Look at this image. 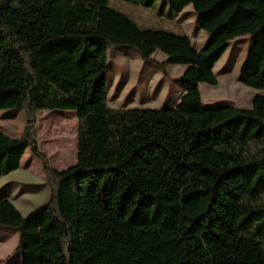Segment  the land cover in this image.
Segmentation results:
<instances>
[{
    "label": "trees",
    "instance_id": "1",
    "mask_svg": "<svg viewBox=\"0 0 264 264\" xmlns=\"http://www.w3.org/2000/svg\"><path fill=\"white\" fill-rule=\"evenodd\" d=\"M122 1L150 8L157 0ZM108 2L0 0V110L24 114L19 137L0 131V176L30 148L48 187L26 215L0 195V228L18 235L8 258L264 264V0H168L174 15L192 6L209 37L199 49L184 32L141 27ZM245 35L253 43L240 81L260 94L249 108L203 107L200 84L216 85V62ZM118 48L163 75L184 65L175 105L110 107L107 64ZM42 110L76 114V161L65 169L38 148Z\"/></svg>",
    "mask_w": 264,
    "mask_h": 264
},
{
    "label": "rangeland",
    "instance_id": "2",
    "mask_svg": "<svg viewBox=\"0 0 264 264\" xmlns=\"http://www.w3.org/2000/svg\"><path fill=\"white\" fill-rule=\"evenodd\" d=\"M108 5L141 27L165 29L175 33L182 31L190 37L196 49L209 41L208 35L199 28L198 18L191 5L186 6L178 15L170 11L168 0H157L150 8L122 0H109ZM252 43V38L247 35L231 41L213 68L217 78L216 85L202 83L199 86L203 107L249 108L254 96L260 94L259 90L247 87L240 81V68ZM152 58L161 62L164 55L156 51ZM107 67V98L110 107H170L175 105L182 94L180 79L184 65L170 64L166 67L167 75H163L158 68L144 63L135 51L118 48L113 58L109 59ZM58 118L68 120L70 127L62 123L53 124ZM23 127V112L0 110V129L9 137H19ZM36 133L38 148L53 168L65 169L75 162L77 118L74 111H39ZM21 158V167L6 174L5 178L17 177L22 181L19 184L21 190L36 187L37 191L33 196L37 201L32 202L36 204L30 206L36 207L44 203L43 189L48 190L44 172L40 161L31 153L30 148L24 150ZM13 240L14 237L11 236L0 243V255L13 245Z\"/></svg>",
    "mask_w": 264,
    "mask_h": 264
},
{
    "label": "crops",
    "instance_id": "3",
    "mask_svg": "<svg viewBox=\"0 0 264 264\" xmlns=\"http://www.w3.org/2000/svg\"><path fill=\"white\" fill-rule=\"evenodd\" d=\"M0 131L4 133L1 129ZM4 134L7 135L6 133ZM76 141H77V133H76ZM21 165H22V158L20 160L19 168L21 167ZM57 170H62V169H57ZM5 177H7V175L3 177L0 176V195H4L7 199H9L13 203V205L22 215H26L27 213H29L31 210L35 208V207H30V206L31 204H36L32 202L37 201L33 196L36 194L37 188L30 187L28 189L21 190L19 187V184L22 183L21 180H18L17 177H12L10 179H6ZM30 185H33V184H30ZM47 191H48L47 189L45 188L43 189V198H42L44 200L43 202H45L47 199V196H48ZM1 236L3 238H1ZM11 236L14 237V240L12 243L13 245H11V247H9L7 251H5L2 255H0V264H6V263L7 264H19L22 261V256L20 252L8 258V256L13 252L14 248L17 245V241H18L17 232L9 228H0V243L5 241L6 239H9Z\"/></svg>",
    "mask_w": 264,
    "mask_h": 264
}]
</instances>
